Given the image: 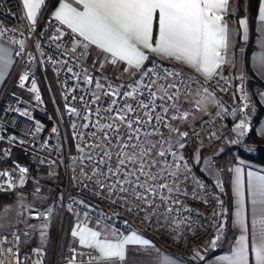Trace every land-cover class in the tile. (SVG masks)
<instances>
[{
    "label": "snow or ice",
    "instance_id": "snow-or-ice-1",
    "mask_svg": "<svg viewBox=\"0 0 264 264\" xmlns=\"http://www.w3.org/2000/svg\"><path fill=\"white\" fill-rule=\"evenodd\" d=\"M21 3L23 19L27 22L29 31H32L46 0H21ZM228 15L229 0H58L51 12V19L60 27L56 28V34L49 39L62 41L67 35L71 45L68 51L76 55L77 60L90 56L94 48L103 57L93 61L94 64H99L100 70L106 64L117 69L123 65L124 73L132 74L135 71L141 74L140 79L130 86L131 90L123 92L111 84L105 91L101 79L97 78V91L91 93L90 101L97 105L95 112L88 107L89 101L83 95L79 97L85 105L83 115L76 107L65 103L70 116L82 119L83 123L79 127L89 130L78 131L77 123L74 121L71 124L73 138L79 141L76 144L78 155L72 157L69 165L73 169V181L84 188L91 186L94 195L103 196L119 205L127 214L139 216L143 213L142 222H151L153 217L156 222L166 221L175 239H180L184 231L195 234L190 215L183 214L190 213L191 209L184 206L180 197L201 199L195 188L189 192L186 187L191 169L182 150L186 147L189 132L182 131L179 124L187 123L193 113L181 108V99L189 103L191 108L193 103L188 97L195 95L198 97L195 110L205 111V105L214 101L215 97L207 88L203 89V93L199 89L193 92L191 78L186 77L181 70L162 69V66L156 64L145 68L144 65L150 53L187 66L205 80L211 81L228 63L231 41V30L226 19ZM259 21L264 31V0L260 3ZM239 27L247 31L244 19L239 21ZM64 29L68 30L67 33ZM4 34V30L0 28V35ZM10 42L19 46L16 56L25 51V40L13 39ZM56 47L59 49L61 45L57 44ZM257 61L261 70H264V53L257 57ZM12 65V51L0 46V78H3ZM67 71L73 73L71 67ZM73 75L77 80L80 79L79 73ZM220 78L223 79L222 76ZM28 79L27 73L21 74L19 86L25 87ZM83 81L86 85L93 84V77L87 74V69ZM29 91L37 93L35 98L40 100L35 80ZM71 91L72 89L68 90ZM104 97L112 98L107 107L102 106ZM117 97L124 101L122 105ZM65 99L67 100V95ZM72 99L76 100L77 97L72 96ZM243 99H247V96ZM246 107L247 105L239 111L244 112ZM21 115L28 113L22 112ZM93 116L96 117L94 122ZM40 130L37 125L36 131ZM52 131L55 132L56 129L53 128ZM233 131L244 136L248 131L247 122L242 120ZM260 134L264 135V129ZM77 166L79 176L75 174ZM18 168L22 186L23 175L28 169L22 166ZM208 170L212 171L211 163ZM231 171L234 173L232 185L236 200L234 223L241 235L230 254L220 257L218 264H264V175L247 172V195L253 205L254 217L249 244V229L245 225L244 215L245 183L242 169L235 167ZM215 174L219 176V172ZM0 175L7 177L9 173L5 171ZM196 183L202 191L204 185L199 181ZM217 186L220 187L219 181ZM8 187H14L11 180ZM36 191L39 193V188ZM204 202L208 203L207 200ZM86 207L91 209L90 205ZM33 218L40 219L41 214L36 213ZM48 218V214H44L43 219ZM88 219V212H85L84 220ZM103 219L97 218V227L81 222L71 230V236L79 247L94 253L88 255L87 264H127L129 246H134L135 251L149 257L148 264H177L172 258L161 256L158 250L153 252V242L136 231L125 235L108 225H104L103 229L99 228ZM223 228L224 225L221 224L218 231ZM44 236L45 232L42 230L41 238ZM13 237L18 245L20 237L15 233ZM218 239V236L214 238L211 246L215 247ZM8 242L7 236L0 237V245ZM8 251L17 257L16 264H23L19 260L18 249L14 252L9 248ZM70 251L72 259L68 264H77V256L85 255L76 248H71ZM33 252L38 258L43 256V251L39 248ZM194 258L204 259L199 251L194 252ZM34 264L42 262L37 259ZM80 264L85 262L81 260Z\"/></svg>",
    "mask_w": 264,
    "mask_h": 264
},
{
    "label": "built area",
    "instance_id": "built-area-1",
    "mask_svg": "<svg viewBox=\"0 0 264 264\" xmlns=\"http://www.w3.org/2000/svg\"><path fill=\"white\" fill-rule=\"evenodd\" d=\"M23 16V7L20 0H0V28L5 32L4 35H0V43L9 46L15 56L14 65L0 94V155L7 159L10 156L11 149L16 147L34 166H41L45 163H51L52 166L61 164L64 169L65 185L59 200L65 211L79 214L82 217H84L85 212H88V220L94 222L98 217H103L101 225L113 227L121 234L132 230L152 234L157 240H171L180 249L182 258L188 264L202 261L194 258L195 251H199L203 257L206 253L218 252L229 231V213L225 198L229 162L228 158L223 157L222 154L229 147L241 151L245 150L246 139L254 126L253 118L256 113V104L253 97L254 88L248 87L247 77H233L220 71V74L211 81L205 80L203 82L205 88L216 97L215 104L198 116L197 121L189 127L184 128L182 124H179L182 131L189 132L186 147L182 150L183 155L187 149H200L201 147L212 146L214 143L217 144L212 153L208 154V162L211 163L215 173L219 172V176L217 177L215 174L216 178L210 180L190 172L186 187L189 192L195 188L201 199H192L190 196H181L180 199L184 202V206L191 209L190 213L185 212L183 214L190 215L195 234L184 231L180 239H175L166 221L156 222L155 217H153L151 222H142L143 213H140L139 216L127 214L125 209L119 205L104 199L103 196L94 195L91 186L84 188L82 185L75 183L73 181V169L69 167L72 163V157L78 155L76 144L79 142L73 138L74 130L71 124L75 121L78 125V131L87 132L89 130L79 127L83 123L82 119L70 116L65 109V103L76 107L83 115L85 105L79 100V97L83 95L89 101L88 107L95 112L97 105L91 104L90 101L92 99L91 93L97 91L95 88L97 78L101 79L105 91L108 90V85L111 84L114 87H119L120 91L123 92L131 90L130 86L140 79L141 74L139 73L136 78L120 80L114 77L102 76L95 69L85 65L82 59L77 60L76 55H72L68 51L71 45L67 35L62 41L50 40L49 37L56 34V28L60 27L51 19L50 0L46 1L38 14L37 23L32 31H29ZM64 31L67 33L68 30L64 29ZM13 39L25 40V51L20 56L15 55V52L19 50V46L10 42ZM37 44H39V48H37ZM57 44L61 45L59 49L56 47ZM53 60L57 62L53 63ZM154 64L162 66V69L176 68L183 71L175 64L162 59L149 61L145 63L144 67L151 68ZM37 67L49 73L53 81L57 93L60 124L49 111L43 108L41 93L37 86ZM69 67L73 69V73L80 74L79 80L73 73L67 71ZM85 69H87V74L93 77V84L91 85L84 84ZM24 73L28 74L29 79L25 81V87L21 88L19 86V76ZM185 76L191 78L186 73ZM221 76L223 79L220 78ZM33 80L36 82L40 96L39 101L35 98L37 93L29 91ZM145 82H147V78H145ZM77 84H79V87H77ZM199 85V81L191 78L193 92L198 89ZM69 89H72V91L68 92ZM66 95L67 100L65 99ZM72 96H76L77 99L73 100ZM244 96H247V99H243ZM111 99V97H104L102 106L107 107ZM117 100L121 105L124 103L120 97H117ZM183 101L182 98V109ZM128 102L135 103L134 101ZM245 105L247 107L244 112H240L239 109ZM22 112H27L28 115H21ZM95 119L96 117L93 116L92 122ZM242 120L248 124V131L244 136H240L238 132L233 131L235 126ZM37 125L41 128L39 132L36 131ZM53 128L56 129L55 132L52 131ZM5 171L9 173V176L0 175V190L2 191L10 189L8 187L9 180L12 184L16 180L12 171L0 168V173ZM75 174L79 176V166H77ZM81 179L83 178L81 177ZM197 181L204 185L202 191L199 189ZM218 181L220 187L217 186ZM205 200L208 203H205ZM78 201L84 203H77ZM87 205H90L91 209L86 207ZM36 213L41 214L40 219L33 218ZM213 213H219L220 215L214 216ZM44 214L49 216V212L45 209H31L27 213L26 228L0 231V237L7 236L9 241L0 245V264H16L17 257L9 253V248H12L14 252L18 249L19 260L23 264H34L37 259L44 264V252L43 256L38 258L33 252L34 249H38L37 247L23 249L30 229L40 226L45 221L43 219ZM173 214L175 215V213ZM125 221H127L126 224ZM221 224L224 225V228L218 231ZM13 233L20 237L18 245L14 240ZM217 236L219 239L213 247L211 241ZM71 248H76L78 252L85 253L83 256H77V264H80L81 260L87 264L88 255L91 254L86 249H81L76 245H69L64 249L62 263L68 264L72 259Z\"/></svg>",
    "mask_w": 264,
    "mask_h": 264
},
{
    "label": "trees",
    "instance_id": "trees-1",
    "mask_svg": "<svg viewBox=\"0 0 264 264\" xmlns=\"http://www.w3.org/2000/svg\"><path fill=\"white\" fill-rule=\"evenodd\" d=\"M259 0H233L232 10L228 15V25L231 30V40H233V62L234 65L242 68L245 72V77H247L248 87H260L262 84L254 78L252 74L248 59L249 55L253 49L252 40L254 36V21L256 17V12L258 8ZM245 18L249 26L248 39L244 45L240 41V32L238 26V19ZM157 59L156 57L149 55V59L145 62ZM223 72H227L225 67L222 68ZM37 86L40 90L43 108L51 113L53 118L59 122V106L57 105V93L53 85V81L45 70L37 67ZM260 108H258V114L255 113L253 122L255 123L257 116L260 113ZM253 130V128H252ZM250 131L246 141L257 139L253 131ZM258 142L250 146V151L239 150L237 153L241 156L248 158L257 164L264 166V141L257 140ZM215 144L208 147H202L200 149V154L203 156L209 149L213 148ZM229 149H236L229 147ZM226 150V151H227ZM226 151L222 154L225 157ZM187 152H191V149H187ZM12 162H17L25 164L29 167L28 172L25 175V182L21 186V190L27 199L30 201H35L38 204V208L35 209H45L49 212V218L45 220L41 226H38L30 230L29 236L23 249H28L30 247H37L44 252V264H60L62 263V255L64 249L69 245L70 241V231L73 226V215L72 213L65 211L60 203V195L65 185L64 169L61 164L52 166L51 163H45L41 166H34L30 163L16 147L11 149L10 156L6 161L2 162L0 160V168L4 167V163H8L10 171L15 175V178L19 176L15 173V168L11 166ZM52 166V167H51ZM193 172L200 175L197 170V165H192ZM201 176H203L201 174ZM205 177V176H204ZM37 188H39V193H37ZM14 190L2 191L0 190V203H3L2 209L8 206H12L15 202ZM25 200V203L23 201ZM37 200V201H36ZM20 203L22 205L20 206ZM26 199H22L17 202V210L15 211V222L16 228L26 227V217L27 213L30 211L27 209ZM21 207V208H20ZM23 207V209H22ZM45 232V236L41 238V231ZM216 252L206 253L213 254ZM205 255V256H206ZM204 256V257H205ZM199 262H192L189 264H200Z\"/></svg>",
    "mask_w": 264,
    "mask_h": 264
},
{
    "label": "crops",
    "instance_id": "crops-1",
    "mask_svg": "<svg viewBox=\"0 0 264 264\" xmlns=\"http://www.w3.org/2000/svg\"><path fill=\"white\" fill-rule=\"evenodd\" d=\"M20 2H21V0H20ZM57 3H58V0H50V15H51V12L54 10V7L57 5ZM260 3H261V0H259L257 12H256V17H255V21H254V36H253V40H252L253 49L249 55L248 64H249V67H250L252 74L254 75V78H256V80L258 82H260V84H262V86H260V87H257V86L254 87V90H253V97H254L255 104H256V114H258V112H257L258 108H260L261 110H260L259 115L257 116V119L254 123L253 130H252L254 136L257 139L248 140L245 142V150L248 152L251 150L250 146H252L258 142L257 140L264 141V135L260 134V131L262 129H264V95H262V93H264V70H261V68L258 64V61H257V57L259 55H261L262 53H264V43H262V41H264V31H262V25H261V22L259 21ZM232 5H233V0H229V12L232 10ZM226 19L228 21V16ZM241 19L245 20V18H243V17L239 18L238 19V26H239V21ZM239 32H240V36H241V28L240 27H239ZM240 41H241V39H240ZM241 43H242V41H241ZM0 46L7 47L9 50L12 51V53H13V65H14L15 56H14L13 50L9 46H7L3 43H0ZM148 55H152V56L156 57L157 59H162V60H165L167 62H170V63L178 66L186 74H188V76H190L191 78L196 79L197 81L200 82L198 89L201 91V93H203V89L205 88L203 82L205 81V79L201 75L197 74L195 71L188 68L187 66L176 64L174 61L163 59L161 57H158V56L150 54V53ZM228 55H229V53H228ZM98 58L102 59L103 57L99 56L98 51L93 48L91 50V55L88 56L87 58H82V60H83L85 65H87L90 68L95 69L102 76H107V77L112 76V77H118V78H122V79H132V78H136L139 74V73H136L135 71L132 74L124 73L123 72V67H124L123 65H120L119 68L117 69V68L111 66L110 64H106L104 69L100 70L99 64L93 63V61L97 60ZM228 58H229V56H228ZM13 65L8 69L7 73H5L3 78H0V92H1V89L3 88L2 86H4L6 80L9 76V73H10ZM223 67H225L227 69V72H225V73L229 74L230 76L244 77V75H245V72L242 68L238 67L237 65L236 66L234 65L233 55H232V59L230 61L228 60V63L226 65H224ZM188 99L190 101H192L193 107L190 108L189 103L183 101V109L191 111L195 118H193V116H190L189 121L187 123H182V126L184 128H187L191 124H194L197 121L198 116L202 115V113H204L207 109H209V107L214 105L216 102V97H215L214 101H210L205 105V109H206L205 111H196L195 110V102L197 101L198 97L195 95H192ZM196 150L198 151V149H196ZM195 151H194V153H195ZM191 152L193 153V149ZM206 155H207L206 165H204L202 162L203 156L201 154L198 156V160H196L195 164L197 165V170L200 173V175L202 174L207 179L214 180L216 178V175H215L213 168H212L211 172L208 170V166H209L208 153ZM225 156H226V158H228V162H229L228 163L229 164V170H228V176L226 179V192H225L226 205H227L228 213H229V219H228V230L229 231H228V233H227V235L223 241L221 249L216 253L206 255L200 264H218V260L220 257L230 254L231 248L235 245L236 240L241 235L239 228H237L235 223H234L235 212H236V200H235V196L233 193V185H232V177H233L234 173L231 171V169H233L235 167H240L242 169V176H243L244 183H245L244 215H245V225L249 229V244L251 243V235H250L251 224H252V220L254 217H253V213H252L253 205L251 204V200H250V198H248V195H247V172L253 171V172H256L258 174L264 175V166H261V165L257 164L256 162L241 156L239 153H237V149L227 150L225 153ZM72 215H73V226L76 225L77 223L86 222L90 226L97 227L96 222H94V221H91V220L85 221L84 217H82L79 214H72ZM13 225L16 226L15 219H14ZM73 226H72V228H73ZM103 227H104L103 225H99V228L103 229ZM72 228H71V230H72ZM2 230H8V229H0V231H2ZM131 231L126 232L125 235ZM137 233L140 234L141 236H143L144 238H147L153 242V245L155 246V248L153 249V252H156L158 250L161 256H168V257L172 258L174 261H176L177 264H188L182 258L180 249L177 248L176 244L173 241L166 240V239L157 240L152 234H144V233H140V232H137ZM69 245L79 246L78 242H76L73 239V237L71 236V231H70ZM87 251L91 255H94V253H92L91 250H87ZM127 256H128L127 264H148V261H149V257H147L144 253H139V252L135 251L134 246H129ZM60 264H63V263H60ZM117 264H119V262H117Z\"/></svg>",
    "mask_w": 264,
    "mask_h": 264
},
{
    "label": "rangeland",
    "instance_id": "rangeland-1",
    "mask_svg": "<svg viewBox=\"0 0 264 264\" xmlns=\"http://www.w3.org/2000/svg\"><path fill=\"white\" fill-rule=\"evenodd\" d=\"M248 34H249V26H248V23H247V31H245L243 28H241V36H240L241 38L240 39L242 41V45H244L245 42L247 41ZM232 50H233V40L230 41V48H229V55H228L229 56V58H228L229 61L232 59V52H231ZM110 77H112V76H110ZM114 78L119 79V80L122 79V78H118V77H114ZM1 91H2V89H1ZM0 94H1V92H0ZM216 146H217V144H215L213 146V148L209 149V151L206 152L203 155L202 162H203L204 165H206V162H207V155L206 154L207 153L208 154L212 153V151L215 149ZM205 147H207V146H205ZM200 149H202V147ZM200 149H198V151L196 149H193V153L196 150L195 153H194L195 155L192 152H187V151L184 152L185 160L189 164L191 172H193L192 165L195 164L196 160H198V156L200 155ZM18 151L22 154L20 149H18ZM3 166L9 168L8 163H4ZM7 168H5V169H7ZM15 173H18L19 176L17 177V179L15 180V182L13 184L14 187L10 188L8 191L14 190L13 193L15 195V199L16 200H15V202H14V204L12 206L5 207L4 209H2V206H4V204L0 203V229H8V230H10V228L11 229L12 228H16V226H14L13 223H14V219H15V217H14L15 216V211L17 210V207H18L17 202H19L20 200L26 199V202H28L26 204L28 210L38 208V204H35V201H30L29 199H27L25 194H24V191L20 189L21 188V183H20L21 174H20V172L15 169ZM23 180L25 182V175H23ZM24 182H23V184H24ZM23 203H25V200L23 201ZM21 205H22V203H20V206ZM22 209H23V207H22ZM24 228H26V227L23 226V228H21V229H24ZM18 229H20V228H18ZM30 230H32V229H30Z\"/></svg>",
    "mask_w": 264,
    "mask_h": 264
},
{
    "label": "water",
    "instance_id": "water-1",
    "mask_svg": "<svg viewBox=\"0 0 264 264\" xmlns=\"http://www.w3.org/2000/svg\"><path fill=\"white\" fill-rule=\"evenodd\" d=\"M0 160H1L2 162H4V161H6V158H4L3 156L0 155ZM11 164H12V166H13L17 171H19L18 166H22V167H25L26 169H29V167H28L27 165H25V164H21V163H17V162H12ZM27 172H28V171H27ZM27 172H26V173H27ZM26 173H25L24 175H26Z\"/></svg>",
    "mask_w": 264,
    "mask_h": 264
}]
</instances>
